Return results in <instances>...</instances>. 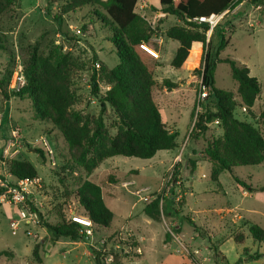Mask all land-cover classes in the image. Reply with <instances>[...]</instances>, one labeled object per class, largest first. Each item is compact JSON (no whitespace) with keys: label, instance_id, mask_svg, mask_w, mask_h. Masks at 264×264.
I'll return each instance as SVG.
<instances>
[{"label":"rangeland","instance_id":"obj_1","mask_svg":"<svg viewBox=\"0 0 264 264\" xmlns=\"http://www.w3.org/2000/svg\"><path fill=\"white\" fill-rule=\"evenodd\" d=\"M64 1L16 0L0 15V43L5 47V50H0V81L4 82L6 93L10 96L6 101L0 94V114L3 116L0 143L9 134L11 126L18 129L22 141L21 155L37 172V184L29 187L28 194L30 212L35 214L32 223H24L14 206L0 202V249L13 252L12 258L0 257V264H94L92 251L100 252L104 257L113 253L112 261L117 260L122 264H157L167 252L162 246L164 232H172L176 221L182 229L180 239L185 243V254L194 264H218L217 260L225 264L220 258L216 260L209 249L211 245L218 247V252L230 264H264V243L252 240L245 227L255 224L264 229V162L256 166L236 167L232 174L222 172L219 176L220 186L211 181L210 165L203 158V150L207 141L220 139L222 131L219 124L213 121L203 136H194L193 125L197 117L195 98L200 81L193 70L200 61V51H192L185 68L174 69L170 66L174 56L173 47L177 43L165 39L163 31L172 26L176 18L163 15L158 0H138L136 11L154 29L150 46L157 51L159 58L149 60V65L156 67L154 79L157 83L152 89V97L165 127L178 133L177 148L174 150L159 151L148 160L121 156L108 158L90 176H85L81 169L75 167L74 151L66 147L60 133L50 123L33 116L31 100L28 97H12L17 91L13 88V77L19 72L24 75L33 48L46 57L54 55L59 46L61 52L71 59L72 109L87 120L89 130L95 128L99 104L90 93V77L95 73L100 93L106 91L101 82L100 66L104 64L107 68H113L118 64L114 47L109 41L111 26L95 16L92 6L62 15ZM242 4L224 18L222 27L228 31L226 38L230 39L219 53V58L245 66L249 75L258 81L260 94L251 109L252 114L236 108L234 116L253 124L264 137V122L258 118L259 112L264 109V21L259 18L257 8L247 4V1ZM57 15L62 17L60 25L53 18ZM216 43L215 39L213 45ZM159 49L163 51L159 52ZM164 79L177 82V87L167 91L161 86ZM214 86L231 91L234 100L238 101L237 85L230 76L227 63L216 64ZM204 107L215 111L207 100L203 102ZM102 121L103 138L113 137L119 122L109 107ZM40 138L47 139L53 152V160L49 157L52 169L42 163L35 151L41 147L40 143L34 144ZM91 151L92 147L88 146L87 152L90 154ZM175 156L178 158L176 166L173 167V164L169 167ZM191 162H194V170ZM77 177L93 182L102 189L104 203L113 213L112 222L108 229L91 227V235L75 242L66 238L53 242L41 221L56 223L58 210L65 219L72 214L82 216V209L73 196ZM234 177L244 181L251 189L248 196H241L237 191ZM125 182L129 183L126 187L122 185ZM171 187L174 189L172 195L168 191ZM136 190L141 191L140 196L135 195ZM108 193L114 194L113 197ZM158 194L164 198L171 197L169 201L164 200V211H170L171 215L164 216L161 222H152L143 215L145 202L138 198L151 200ZM176 197V207L181 206L179 214L172 212V198ZM230 208L242 219L239 220L240 215L233 218L227 212ZM184 217L193 220L198 231H201L199 238L193 239L196 233L183 220ZM15 222H18V226L12 230L10 225ZM128 230L136 237H145V242L139 243L146 251L144 258L132 257L133 254L128 256L119 250L121 248H115V237L120 235L127 240ZM239 233L245 239L241 244H236L233 236ZM128 241L131 246H136L134 238ZM35 244L39 245L41 263H37L31 254ZM102 247L105 252L100 250ZM173 247L179 249L177 243ZM256 252L261 254L260 258H249L248 255ZM103 263L110 262L103 259Z\"/></svg>","mask_w":264,"mask_h":264},{"label":"trees","instance_id":"obj_2","mask_svg":"<svg viewBox=\"0 0 264 264\" xmlns=\"http://www.w3.org/2000/svg\"><path fill=\"white\" fill-rule=\"evenodd\" d=\"M15 1L0 0V15ZM244 1L257 8L259 18L264 21V0H158L160 12L179 21L163 31L165 38L178 43L170 66L181 69L187 64L193 50L200 51V61L193 74L198 76L201 87L207 89L206 100L213 105L215 111L212 112L202 106L201 113L194 121L193 130L195 137L203 136L208 125L218 121L222 131L220 139L207 141L203 150V158L210 165V179L217 186L222 172L232 174L236 167L256 166L264 162V137L253 124L238 120L234 116L236 108H245L248 115L252 114L251 109L260 94V85L256 78L249 75V70L245 66L237 65L230 59L219 58V53L230 39L226 38L229 33L222 27L224 18ZM137 3L138 0H65L61 6L62 15L85 6H92L95 8V16L111 26L109 41L114 47L118 64L113 68H107L104 64L100 66L101 82L108 88L103 93L99 91L96 74L93 73L90 77V93L99 104L98 118L92 131L88 128L87 120L72 109L74 97L71 92V59L61 52L59 46L54 55L46 57L38 54L37 49L33 48L24 69L26 84L12 94V97H28L31 100L33 116L50 123L60 133L66 147L74 151L75 167L81 169L85 176H90L108 158L121 156L148 160L159 151L177 148L178 133L168 131L162 122L159 108L153 101L152 89L157 83L154 79L156 67L149 65V60L156 59L141 50L139 45L142 43L151 45L154 29L136 11ZM224 12L226 13L207 37L210 26L199 19L219 16ZM53 18L58 25L62 23L61 15ZM215 39L217 43L213 45ZM0 50H5L1 43ZM219 62L229 65L230 76L237 85L238 101L234 100V93L231 91L214 86V72ZM161 86L167 91H172L177 87V82L164 79ZM0 94L6 101L9 100L10 96L6 93L2 80ZM107 107L115 113L119 126L113 137L104 139L101 133L102 120ZM258 118L264 122V109L259 112ZM88 146L92 147L90 154L87 152ZM35 151L42 163L52 169L53 166L44 148L41 146ZM191 165L194 170V162H191ZM175 166L176 164L173 167ZM6 167L16 179L37 178L36 169L21 154L8 161ZM76 181L77 187L73 196L82 209V216L91 222L92 227L108 229L113 213L104 204L101 188L84 178L77 177ZM234 182L239 189L251 192L244 181L234 177ZM170 194L172 195L171 192ZM164 200V197L158 194L144 203L142 210L144 216L161 222L167 215L164 211ZM172 211L178 214L173 207ZM183 220L200 236L201 231H198L190 218L184 217ZM41 225L53 242L61 238L75 242L87 236L83 227L65 219L61 210L57 212L56 223L41 221ZM247 232L252 240L264 243V229L249 224ZM178 233L180 224L176 223L171 233L165 232L164 243L170 242L172 235ZM244 239L242 233L233 236L236 244H241ZM38 248L39 245L35 244L31 254L37 263H41ZM209 249L216 260L219 258L225 260L215 245H211ZM92 254L94 264H105L103 254L97 251H92ZM0 257L12 258L13 252L0 249ZM260 257L261 254L258 252L249 255L251 259ZM216 262L221 264L218 260ZM224 263L226 264L225 261ZM108 264L122 263L115 260Z\"/></svg>","mask_w":264,"mask_h":264},{"label":"built area","instance_id":"obj_3","mask_svg":"<svg viewBox=\"0 0 264 264\" xmlns=\"http://www.w3.org/2000/svg\"><path fill=\"white\" fill-rule=\"evenodd\" d=\"M224 13L219 16H210L207 19H203V18L199 19V21L201 22H207L210 26V30L208 31L207 37H209L211 29L223 17ZM139 47L141 50L145 51L154 59L157 60L159 58L157 51L153 47H151L150 44L142 43L139 45ZM13 79H14L13 88H16L17 91L26 84L25 77L21 72H19L17 75H14ZM207 95H208L207 89L202 88L200 85L195 98V109H196L195 117L199 112L202 111L203 102L206 100ZM241 111L246 112L245 108H241ZM215 122L218 123V121ZM36 143H40V145L47 152L48 157H50V159L53 160V152L49 146L47 139L40 138L38 141L34 142V144ZM21 144L22 141H20L19 130L11 126L7 138L0 146V202H7L10 205L14 206L17 209L19 219L24 221V223H32L35 214L30 212V207H29L30 201L28 199V194H29V187H33L34 185H36L37 179L36 178L23 179V180L16 179L8 172L6 167L8 161L15 159L20 154H22ZM123 186L126 187L127 184ZM134 193L135 195L140 196L141 191L136 190ZM139 199L143 200L144 202L148 201L146 197H139ZM234 217H238V215H234ZM69 220L81 225L85 233L87 232L86 233L87 235H91L90 231L92 225L88 219H86L83 216L72 214L69 216ZM10 226L12 230H15L18 226V222L11 223ZM127 237L128 239L126 240L123 237H120V235L116 236L115 248H121L119 250H122L126 255L133 254L132 257L140 255L141 254L140 249L137 246H131L130 242L128 241L129 238L132 237L130 235H127ZM100 250L102 252H105L103 247ZM112 257H113V253L108 254V256L104 258L106 262L111 263Z\"/></svg>","mask_w":264,"mask_h":264},{"label":"crops","instance_id":"obj_4","mask_svg":"<svg viewBox=\"0 0 264 264\" xmlns=\"http://www.w3.org/2000/svg\"><path fill=\"white\" fill-rule=\"evenodd\" d=\"M144 2V1H143ZM243 6V4H241V5H239L238 7H242ZM237 7V8H238ZM236 9V8H235ZM234 9V10H235ZM177 23H179V21L177 20V19H175V21H174V24L173 25H175V24H177ZM165 39H167V38H165ZM168 40V39H167ZM168 41H171V40H168ZM175 42V41H174ZM177 43V42H176ZM173 44V43H172ZM164 46H165V43L163 44V48H164ZM178 48V43H177V45H174V47H173V55H174V53H175V51H176V49ZM161 51H163V50H161V49H159V52H161ZM199 59H200V55H199V57H198V61H199ZM199 62H197V64H198ZM186 67V65L184 64V66L182 67V68H185ZM181 68V69H182ZM10 99V98H9ZM0 117H1V120H0V125H1V122H2V118H3V116L0 114ZM7 132V131H6ZM8 133H9V131H8ZM7 136L8 135H6V137H4L3 138V140H2V142H4V140L7 138ZM3 143H0V145H2ZM178 158H177V156H175V158L173 159V161H172V163L170 164V166L169 167H171L173 164H175L176 162H178V160H177ZM114 180L116 181V179L114 178ZM129 185V183L128 182H125V183H123L122 185ZM219 186H220V183H219ZM236 188H237V191H239L240 192V194H241V196H248L249 195V193L248 192H246V191H243V190H241V189H239L237 186H236ZM169 193L171 192V193H173V191H174V189H173V187H171V188H169ZM220 192H222V189H221V187H220ZM186 192H184V194H185ZM101 195H102V189H101ZM108 195L109 196H111V197H113V195L114 194H111V193H108ZM170 198L171 197H166V198H164V199H167L168 201L170 200ZM103 199V198H102ZM138 200H139V198H138ZM178 200V198L176 197L175 199H173L172 198V207H173V209H174V211L176 210V212L179 214L180 212H181V206H180V208H177L176 207V205H175V202ZM104 201V200H103ZM150 200L148 199V201L147 202H149ZM147 202H145V203H147ZM105 204V203H104ZM184 204V203H183ZM108 208V207H107ZM109 209V208H108ZM111 212H112V210L111 209H109ZM173 212V211H172ZM227 212L228 213H231L232 214V216H233V218H235L234 217V215H240V214H237L235 211H234V209H232V208H230V209H228L227 210ZM143 213V212H142ZM167 214H168V216H170L171 215V213H170V211H167ZM144 215V214H143ZM146 217V216H145ZM130 218V217H129ZM222 218H226L225 216H223ZM239 220H241L242 219V216L240 215L239 216ZM148 219V218H147ZM150 220V219H149ZM152 222H154L153 220H151ZM175 221V220H174ZM193 221V220H192ZM148 222V221H147ZM231 222L233 223L234 221L233 220H231ZM176 223H177V221H176ZM175 223V224H176ZM246 228L248 227V226H245ZM181 228H180V233H178V234H176V236L174 237V238H172L171 240H170V242H168V243H164L163 241H162V246L165 248L164 250H167V252L165 253V257H163V259H162V261L160 262V263H157V264H194L189 258H188V256H186V254H185V252L187 251L186 250V247H185V243L183 242V241H181V239H180V236H181ZM118 231H120V230H118ZM124 232V231H123ZM125 233V232H124ZM165 233V232H164ZM130 235L132 238H134L135 240H136V246L140 249V251H141V254L140 255H137V256H133V257H142V258H144L145 256H146V251L144 250V246L143 247H140V245H139V243L141 244V243H144L145 242V237H143V236H140V237H136V236H134L133 235V232L132 231H130V230H128L127 232H126V235ZM196 237H200V236H198V234H196L195 236H193V239H196ZM43 242V241H42ZM174 243H177L178 244V247H179V249H176L175 247H173V244ZM187 246V245H186ZM217 249H218V247H217ZM193 252H194V250H193ZM222 255V254H221ZM249 256V255H248ZM224 257V256H223ZM225 258V257H224ZM225 262H226V264H230L227 260H226V258H225V260H224Z\"/></svg>","mask_w":264,"mask_h":264},{"label":"water","instance_id":"obj_5","mask_svg":"<svg viewBox=\"0 0 264 264\" xmlns=\"http://www.w3.org/2000/svg\"><path fill=\"white\" fill-rule=\"evenodd\" d=\"M225 13H226V12H225ZM225 13H224V14H225Z\"/></svg>","mask_w":264,"mask_h":264}]
</instances>
